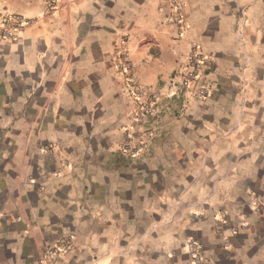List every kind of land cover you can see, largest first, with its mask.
<instances>
[{
	"label": "crops",
	"instance_id": "obj_1",
	"mask_svg": "<svg viewBox=\"0 0 264 264\" xmlns=\"http://www.w3.org/2000/svg\"><path fill=\"white\" fill-rule=\"evenodd\" d=\"M184 1L172 23L168 0H3L33 21L0 37V264H191L190 238L264 264V0ZM192 40L207 99L181 86ZM120 51L160 96L140 124Z\"/></svg>",
	"mask_w": 264,
	"mask_h": 264
},
{
	"label": "built area",
	"instance_id": "obj_2",
	"mask_svg": "<svg viewBox=\"0 0 264 264\" xmlns=\"http://www.w3.org/2000/svg\"><path fill=\"white\" fill-rule=\"evenodd\" d=\"M48 8L41 15L55 9L60 5L62 0H46ZM3 0H0V6ZM171 14L167 19L169 22L178 23L184 20V0H168ZM165 8H161L164 11ZM33 20L18 13H3L0 10V37L17 40L22 31L32 23ZM208 57L202 50L200 43L192 40L191 49L188 52L187 63L182 72V88L188 90L193 97L207 99L211 96V89L206 84L202 83L206 74H208L206 65ZM115 66L122 71L126 76V85L129 87L131 96L137 102V110L135 111V122L140 124L144 122L155 111L156 104L159 101L158 92H150L143 88L132 74L133 64L129 53L120 51L117 53ZM124 151L131 154H139L145 147V139L143 136L131 128L125 130ZM225 217V215H224ZM64 244H59L57 247L48 248L45 250L41 259V264H53L52 258L59 252L65 249ZM185 248L191 259V264H204L205 247L195 238H190L185 243Z\"/></svg>",
	"mask_w": 264,
	"mask_h": 264
}]
</instances>
